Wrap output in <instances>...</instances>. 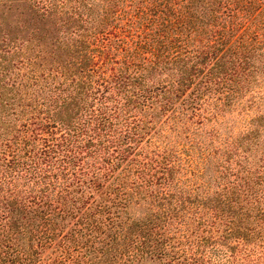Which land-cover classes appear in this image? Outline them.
<instances>
[{"label": "trees", "instance_id": "trees-1", "mask_svg": "<svg viewBox=\"0 0 264 264\" xmlns=\"http://www.w3.org/2000/svg\"><path fill=\"white\" fill-rule=\"evenodd\" d=\"M0 264H264V0H0Z\"/></svg>", "mask_w": 264, "mask_h": 264}]
</instances>
